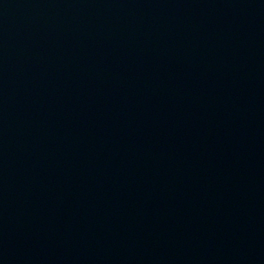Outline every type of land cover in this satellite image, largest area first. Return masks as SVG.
<instances>
[{"label": "water", "instance_id": "1", "mask_svg": "<svg viewBox=\"0 0 264 264\" xmlns=\"http://www.w3.org/2000/svg\"><path fill=\"white\" fill-rule=\"evenodd\" d=\"M0 264H264V0H0Z\"/></svg>", "mask_w": 264, "mask_h": 264}]
</instances>
